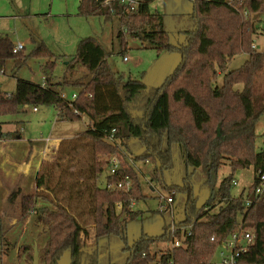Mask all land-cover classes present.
<instances>
[{
	"label": "trees",
	"instance_id": "trees-1",
	"mask_svg": "<svg viewBox=\"0 0 264 264\" xmlns=\"http://www.w3.org/2000/svg\"><path fill=\"white\" fill-rule=\"evenodd\" d=\"M138 2L136 11H129L119 0L109 4L80 0L77 13L105 22L119 17L121 27L144 47L147 44L158 52H179L181 64L161 86L152 87L137 79L124 81L109 65L110 52L101 40L87 37L80 40L67 66L68 72L86 70L90 75L88 82L77 84L82 89L76 99H66L58 90H64L63 82L54 83L49 76L45 86L18 79L13 94L0 93V115L28 106H55L60 121H81L85 115L92 122L81 134L60 142L52 160L41 165L35 180L37 191L22 198V217L36 213L48 227L44 264H59L67 251L71 264H83L87 254L82 245V218L87 212L97 240L111 235L122 238L129 251L124 264L157 262L152 245L171 241L172 224L158 237L142 234L132 245L128 243L127 222L142 213L132 205L147 198L138 170L123 149L132 140H140L147 147L141 157L156 161L158 178L165 188L188 192L184 217L175 220L176 236L183 244L161 254L159 264H218L217 249L242 220L252 228L254 241L239 257V263L264 264V192L257 193L259 173L264 171V149L257 151L255 130L264 114V87L254 79L264 64V55L254 47L264 0H193L196 28L185 32L186 44L182 46L171 43L164 16L151 12L154 0ZM118 36L126 47L123 30ZM14 46L8 36H0V73L8 60H15L17 67L26 63L27 56L22 51L14 53ZM240 54L250 55L251 61L238 72L226 73L224 84L216 85L215 79ZM32 56L49 59L45 72L56 66V55L43 43ZM238 83H244L243 90L234 88ZM174 146L179 148L186 168L182 187L168 186L163 178L164 171L175 167ZM113 156L121 162L115 174L109 172ZM224 166L232 173L223 180L216 196L199 207L191 183L196 169L219 171ZM247 168L254 169V182L245 194L233 198V173ZM128 178L133 185L130 191L116 188ZM19 195L21 192H13L9 202ZM89 258L96 264L93 255Z\"/></svg>",
	"mask_w": 264,
	"mask_h": 264
},
{
	"label": "rangeland",
	"instance_id": "rangeland-1",
	"mask_svg": "<svg viewBox=\"0 0 264 264\" xmlns=\"http://www.w3.org/2000/svg\"><path fill=\"white\" fill-rule=\"evenodd\" d=\"M78 3L79 0H0V36H8L14 44L22 43V52L27 56L26 63L21 67H17L13 59L7 61L3 73H0V93L9 96L13 94L18 79L43 86L45 77L49 76L54 83L63 82L64 90L60 87L58 90L63 91L64 97L71 100L73 94L82 89L81 85H77L79 81L90 80L86 70L68 72L67 69L80 40L87 37H97L101 40L110 52L109 65L115 73L123 76L124 81L137 79L149 86L159 87L181 64L182 56L179 52H158L147 44L144 47L141 40L132 37L127 31L124 32V39L128 45L123 47L118 36L119 31L124 30L119 17H115L112 22H105L99 17L80 16L77 14ZM193 7V0H154L150 10L164 16V28L170 33L171 43L182 46L186 44L185 32L196 28V22L192 18ZM257 26L259 32L255 35L254 47L258 53L264 55V14L260 15ZM42 43L57 57L56 66L47 72L45 64L49 59L32 56ZM248 61H251L250 55H237L215 79V84L222 86L226 73L240 71ZM254 79L264 87V64ZM234 88L243 90L244 83L235 84ZM37 108L38 111H34V106H28L14 114L0 115V141L11 149L9 153H14V159L19 166L24 165L33 151L44 147L48 140L81 134L92 124L91 119L85 115L81 121H58L55 106ZM255 130L256 148L261 151L264 149V114L257 121ZM55 149L54 145H49V151L53 152ZM123 149L131 164L138 170L143 192L147 196L145 200L132 205L133 210L142 212L139 217L127 222L128 243L132 245L142 234L158 237L167 225L182 219L188 192L178 190L173 207L162 211L161 207H167L166 200L174 190L169 191L159 180L156 161L141 157L147 153V147L140 140L128 142ZM173 155L175 167L171 171H164L163 178L168 186L182 187L185 183L186 168L181 152L176 146L173 147ZM53 157V154L48 153L44 161H51ZM231 173L229 166H224L219 171L203 167L196 169L191 183L197 205L200 207L216 196L221 183ZM33 175L30 174L32 177ZM254 178L253 168L236 170L233 179L237 184L232 185L231 196L235 198L245 194L253 184ZM23 179L28 187L31 177ZM15 191H18L17 188L8 189L0 185V264H33L35 247L39 251L40 264H44L43 253L49 238L48 227L36 213L25 218L21 216L18 225H11L12 220L8 215L11 204L9 197ZM217 202L219 199L215 203ZM82 219L85 221L82 223L85 228L82 245L87 254L83 264H91L89 255L95 257L96 264H124L129 251L125 249L122 238L111 235L97 240L88 212ZM168 247L165 241H156L152 245V251L158 259L153 264H159L161 252ZM218 261V256H215V262ZM59 264H71L69 251L65 252Z\"/></svg>",
	"mask_w": 264,
	"mask_h": 264
},
{
	"label": "built area",
	"instance_id": "built-area-1",
	"mask_svg": "<svg viewBox=\"0 0 264 264\" xmlns=\"http://www.w3.org/2000/svg\"><path fill=\"white\" fill-rule=\"evenodd\" d=\"M113 1L118 0H104L105 4H109ZM121 4L125 5V9L129 11H136L137 6L139 4L138 0H119ZM230 3H233V0H229ZM123 32H126V30H123ZM24 49V45L22 43L15 44L14 46V53L21 52ZM126 59V58H125ZM3 73V71H1ZM46 85V78L43 83V86ZM64 96V95H63ZM77 94H73L72 100L76 99ZM34 110H38V108H34ZM113 139V135L110 137ZM121 162L118 157L113 156L110 159V169L109 172L111 174H115L120 169ZM260 178V184L257 188V193L261 194L264 192V171H261L259 173ZM234 184L236 185L237 182L234 181ZM132 180L128 178L126 183L120 182L116 188L122 189L125 191H130L132 189ZM175 197L176 192L173 191L172 194L167 198V207H161V210L164 211L168 208H172L175 203ZM251 201H248L247 204L249 205ZM117 206L119 209L122 208V203H117ZM221 229V227H219ZM178 228L176 227L175 221L172 223L170 228V234H171V241L168 242V249L161 252V254H168L173 252L175 248H178L182 246V240H180L176 234H177ZM190 234V233H189ZM212 240H215V237L212 238ZM254 241L253 237V231L252 228L248 227L245 224V221L242 220L239 223H236L232 227L231 233L228 235L227 238H225L219 248L217 249L216 256H218L219 261L216 262L218 264H240L239 263V257L247 252V250L250 248ZM169 243L171 245H169Z\"/></svg>",
	"mask_w": 264,
	"mask_h": 264
},
{
	"label": "crops",
	"instance_id": "crops-1",
	"mask_svg": "<svg viewBox=\"0 0 264 264\" xmlns=\"http://www.w3.org/2000/svg\"><path fill=\"white\" fill-rule=\"evenodd\" d=\"M58 121H59V115H58ZM73 136L76 135H71L70 137H59L56 138V140H48L47 144L44 147L39 148L38 151H33V154L27 158L26 163L22 166H19L18 162L14 159L13 156L14 153H9V151L11 152V149L8 148L7 145H4L2 141H0V185L8 189L9 187L14 189L17 188V190L21 192V195L17 198V200L9 205L10 207H9L8 215L10 217V220H12L11 225L19 224L17 222H19L22 216V197L26 194H33L37 191V187L35 184L36 176L41 168L43 161L46 159L48 153L55 155L57 153L60 142L63 139H69ZM49 145L51 146L54 145L56 148L55 151L53 152L49 151ZM32 173L34 174L33 177L30 176V174ZM30 177L31 180H28V187H27L25 185V181L23 182L24 180L23 178H30ZM5 183L8 185L6 186ZM17 184L18 186H15ZM41 204L42 203L39 202V205ZM135 204L136 203H134L133 206Z\"/></svg>",
	"mask_w": 264,
	"mask_h": 264
},
{
	"label": "water",
	"instance_id": "water-1",
	"mask_svg": "<svg viewBox=\"0 0 264 264\" xmlns=\"http://www.w3.org/2000/svg\"><path fill=\"white\" fill-rule=\"evenodd\" d=\"M33 264H40V255L37 247H35V253H34V263Z\"/></svg>",
	"mask_w": 264,
	"mask_h": 264
}]
</instances>
